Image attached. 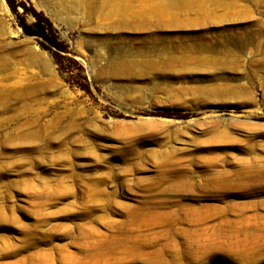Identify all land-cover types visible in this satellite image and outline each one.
<instances>
[{
  "label": "rangeland",
  "instance_id": "1",
  "mask_svg": "<svg viewBox=\"0 0 264 264\" xmlns=\"http://www.w3.org/2000/svg\"><path fill=\"white\" fill-rule=\"evenodd\" d=\"M2 96L0 264H264V0H0Z\"/></svg>",
  "mask_w": 264,
  "mask_h": 264
},
{
  "label": "trees",
  "instance_id": "2",
  "mask_svg": "<svg viewBox=\"0 0 264 264\" xmlns=\"http://www.w3.org/2000/svg\"><path fill=\"white\" fill-rule=\"evenodd\" d=\"M25 31L32 35H42L43 32L38 30V24L35 22L31 26L26 27Z\"/></svg>",
  "mask_w": 264,
  "mask_h": 264
},
{
  "label": "bare ground",
  "instance_id": "3",
  "mask_svg": "<svg viewBox=\"0 0 264 264\" xmlns=\"http://www.w3.org/2000/svg\"><path fill=\"white\" fill-rule=\"evenodd\" d=\"M4 96H5V95H4ZM4 96H2V97L0 98V100L3 99V98H5ZM2 101H3V100H2Z\"/></svg>",
  "mask_w": 264,
  "mask_h": 264
}]
</instances>
